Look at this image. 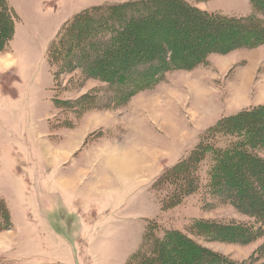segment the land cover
<instances>
[{"label": "rangeland", "instance_id": "obj_1", "mask_svg": "<svg viewBox=\"0 0 264 264\" xmlns=\"http://www.w3.org/2000/svg\"><path fill=\"white\" fill-rule=\"evenodd\" d=\"M7 1L17 19L12 41L0 52V61L10 63L0 65V201L11 222L10 229L0 230V264H127L149 226H156L158 236L180 231L237 264L254 256L264 236L237 245L192 232L198 221L255 222L211 197L210 160L201 166L200 188L173 209H162L171 188L158 191L154 184L220 119L264 104V46L212 55L206 66L167 73L154 89L116 111L78 114L67 102L94 89L103 95L106 87L81 71L55 75L50 46L82 12L140 0ZM248 2L190 5L238 18L251 13ZM125 115L119 128H101ZM168 125L170 134L163 129ZM216 142L229 144L223 138ZM53 148L69 153L54 167Z\"/></svg>", "mask_w": 264, "mask_h": 264}, {"label": "trees", "instance_id": "obj_2", "mask_svg": "<svg viewBox=\"0 0 264 264\" xmlns=\"http://www.w3.org/2000/svg\"><path fill=\"white\" fill-rule=\"evenodd\" d=\"M190 1L209 0L131 1L77 15L50 46L49 63L56 67L55 75L81 71L106 89L103 95L94 89L67 105L78 114L116 111L154 89L167 73L206 66L212 55L264 46V0H248L251 13L238 18L199 10ZM16 19L8 1L0 0V52L14 37ZM219 138L229 144L216 147ZM259 151H264V104L220 119L187 158L154 184L158 191L171 188L162 209L179 206L200 188L201 166L210 160L211 197L255 222L198 221L192 232L211 242L237 245L264 236V158ZM10 228L7 207L0 201V230ZM157 231L156 226L148 227L127 264H237L198 246L180 231H166L163 236ZM263 259L264 245L242 264H264Z\"/></svg>", "mask_w": 264, "mask_h": 264}, {"label": "crops", "instance_id": "obj_3", "mask_svg": "<svg viewBox=\"0 0 264 264\" xmlns=\"http://www.w3.org/2000/svg\"><path fill=\"white\" fill-rule=\"evenodd\" d=\"M249 3V2H248ZM3 63V61H0V65ZM10 65V63L9 62H5L4 61V63H3V65H2V68L3 69H5L6 67H8ZM119 114V113H118ZM124 118H126V119H124ZM127 118H128V116H120L119 118H117V117H114L113 118V120H109V121H107V123H104V124H102L101 125V128H106V130L107 131H110V128L109 127H117L118 126V128H119V125H120V122L124 125V122L127 120ZM95 119H98L96 116H95ZM107 119H109V118H107ZM124 119V120H123ZM92 123V121H90V122H88V127H89V125ZM107 125H110V126H107ZM146 125H147V122L146 123H144V126L146 127ZM142 127H143V124H142ZM163 129H164V131L167 133H169L170 134V132H172V130H171V127H170V125H168V127H166V126H163ZM170 131V132H169ZM117 145H115L114 146V148L117 150V148L118 147H116ZM125 148L126 149H128L126 146H125ZM54 149V151L53 152H51L50 151V154H49V157H50V162H51V165L54 167V166H57L58 164H59V162H61V161H63V160H65V159H67L68 157H69V153L68 152H64V151H60V150H58V149H55V148H53ZM78 151V150H77ZM76 151V152H77ZM114 152V151H113ZM125 160H126V162H128L130 159H128V157H125ZM133 162V161H132ZM134 164V163H133ZM145 168V167H144ZM143 168V169H144ZM136 169V166H135V164H134V168L132 169V170H135ZM150 168H149V166H148V168H147V170H149Z\"/></svg>", "mask_w": 264, "mask_h": 264}, {"label": "bare ground", "instance_id": "obj_4", "mask_svg": "<svg viewBox=\"0 0 264 264\" xmlns=\"http://www.w3.org/2000/svg\"><path fill=\"white\" fill-rule=\"evenodd\" d=\"M122 154V153H121Z\"/></svg>", "mask_w": 264, "mask_h": 264}]
</instances>
